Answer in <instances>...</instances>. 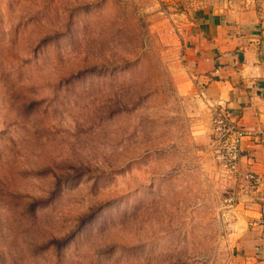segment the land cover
Listing matches in <instances>:
<instances>
[{"label":"rangeland","instance_id":"1","mask_svg":"<svg viewBox=\"0 0 264 264\" xmlns=\"http://www.w3.org/2000/svg\"><path fill=\"white\" fill-rule=\"evenodd\" d=\"M171 12L0 0V264H231L235 199Z\"/></svg>","mask_w":264,"mask_h":264},{"label":"crops","instance_id":"2","mask_svg":"<svg viewBox=\"0 0 264 264\" xmlns=\"http://www.w3.org/2000/svg\"><path fill=\"white\" fill-rule=\"evenodd\" d=\"M160 1L179 30L185 91L201 97L210 121L221 110L244 129H263L264 0ZM242 151L234 171L220 167L235 199L231 264H264V150L246 139Z\"/></svg>","mask_w":264,"mask_h":264},{"label":"built area","instance_id":"3","mask_svg":"<svg viewBox=\"0 0 264 264\" xmlns=\"http://www.w3.org/2000/svg\"><path fill=\"white\" fill-rule=\"evenodd\" d=\"M211 127L210 152L215 163L226 171L231 172L237 168L243 152L242 144L246 139L264 150V128L258 131L244 129L221 110L213 113ZM248 178L255 183L259 182V178L252 173L248 175Z\"/></svg>","mask_w":264,"mask_h":264}]
</instances>
